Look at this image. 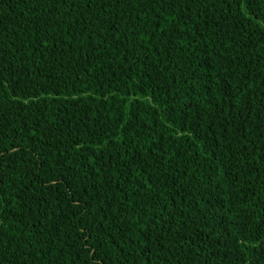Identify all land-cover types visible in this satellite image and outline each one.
Instances as JSON below:
<instances>
[{
	"label": "trees",
	"instance_id": "16d2710c",
	"mask_svg": "<svg viewBox=\"0 0 264 264\" xmlns=\"http://www.w3.org/2000/svg\"><path fill=\"white\" fill-rule=\"evenodd\" d=\"M0 264H264V0H0Z\"/></svg>",
	"mask_w": 264,
	"mask_h": 264
}]
</instances>
